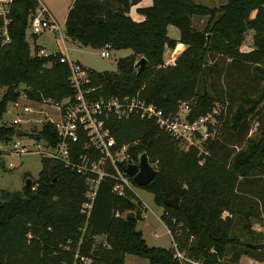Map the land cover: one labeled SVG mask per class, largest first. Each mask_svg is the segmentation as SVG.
Here are the masks:
<instances>
[{
    "label": "trees",
    "instance_id": "1",
    "mask_svg": "<svg viewBox=\"0 0 264 264\" xmlns=\"http://www.w3.org/2000/svg\"><path fill=\"white\" fill-rule=\"evenodd\" d=\"M141 1L74 0L65 35L83 47L109 44L114 51L132 52L117 61L115 72L89 70L94 99L137 97L166 115H175L184 102L189 121L211 116L208 138H198L202 154L194 147L184 150L153 120H109L117 145L128 146L134 165L142 154L150 164L156 162V176L141 189L163 209L160 220L174 247L147 246L137 222L124 218L141 209V202L131 191L122 197L112 193L108 178L101 181L86 221L80 213L85 177L40 159L33 186L2 192L0 264H73L77 251L89 264H125L126 256L148 264H239L242 257L264 262V250L248 248L264 242L251 231L252 222L264 224V0H226L218 9L193 0H151L149 7L137 9L143 20L135 22L129 12ZM36 7V0H14L8 42L0 33V120L21 94L38 103L74 95L59 53L31 55L26 30ZM195 17L208 18L203 29L192 27ZM169 26L178 30V40L168 37ZM248 32H253V47L242 52ZM179 44L185 49L173 65H165L166 49L174 51ZM141 59L146 66L138 73ZM14 130L1 125L0 142L9 141ZM54 137L52 126L44 124L37 139ZM3 166L0 158V170ZM175 198L177 209L165 206V200ZM237 220L245 239L233 234ZM96 237H104L106 244L96 243Z\"/></svg>",
    "mask_w": 264,
    "mask_h": 264
},
{
    "label": "built area",
    "instance_id": "2",
    "mask_svg": "<svg viewBox=\"0 0 264 264\" xmlns=\"http://www.w3.org/2000/svg\"><path fill=\"white\" fill-rule=\"evenodd\" d=\"M13 3L14 0H0V20H2L0 33L5 38L4 42H8L7 25L11 22L9 15ZM28 28L31 36L45 33L54 38L57 36L56 43L61 55L59 62L67 65L69 69L68 82L74 95L64 98L59 103L50 101L38 103L30 101L25 94H21L16 102L11 103L13 108L19 109L20 114L17 113L8 126L15 130L21 129L29 135L18 138L14 130L9 141L0 142V154L5 156L7 152L18 160L24 155L34 154L40 159L56 161L77 175L85 177V202L81 206L80 213L86 221L89 219L102 180L111 179L113 181L111 191L119 197L124 196L126 191L133 192L126 167L134 164L128 146L117 145L109 128L111 118L128 120L132 116H137L142 120H153L161 130L179 141L184 150L194 147L200 154L204 153L198 138L203 141L208 138L206 124L213 125L211 116L189 121V106L184 102L180 103L175 115H166L155 105L147 104L137 97L119 99L99 96L94 99L93 94L96 89L90 87L89 70L69 59L60 27L41 3H37V7L29 15ZM112 51H114L112 47L106 44L100 48L99 56L107 58ZM55 54L39 49L33 56L48 58ZM35 117L41 119L35 121ZM31 123H39V130L31 132L27 127L31 126ZM44 124H50L53 128L55 137L52 141L37 139ZM22 125H26V128L21 127ZM23 138L27 141L22 142ZM150 165L153 167L152 164ZM8 167L15 168L13 163H9ZM121 167L125 168L124 172ZM84 231L85 228L82 229V232ZM80 244L81 240L78 246ZM64 249L68 250L69 246H65ZM175 257L182 260V255L177 252ZM89 263V259L80 256L78 251L75 252L73 264Z\"/></svg>",
    "mask_w": 264,
    "mask_h": 264
},
{
    "label": "rangeland",
    "instance_id": "3",
    "mask_svg": "<svg viewBox=\"0 0 264 264\" xmlns=\"http://www.w3.org/2000/svg\"><path fill=\"white\" fill-rule=\"evenodd\" d=\"M37 3H41L50 13L52 18L59 25L62 35L64 37L65 46L67 50L68 57L71 61L77 62L88 70L95 71L97 73L102 72H115L116 64L119 59L128 57L132 54L130 50L122 51H112L110 56L107 58H101L99 56L100 49H93L91 47H83L80 44L71 41L65 35V16L67 14L68 7L71 5L73 0H36ZM195 4L204 6L208 9H218L226 3V0H193ZM151 5V0H142L136 6L131 7L129 16L135 22H140L143 20V17L137 13V9L146 8ZM208 18L207 17H195L193 18L192 27L194 29L201 30L206 25ZM168 37L171 39H178L179 32L174 27H168ZM253 32H248L245 41L242 44L241 51L249 52L253 47ZM57 36L55 38L45 33L40 36H31L30 29L27 25L26 30V41L29 44L31 49V54L33 55L39 49L46 50L48 53L57 54L60 52L59 47L56 43ZM36 45V46H35ZM38 46H42L38 47ZM36 48V49H35ZM185 49L182 45H177L174 51L166 49L163 60L165 65L172 58H176L183 50ZM139 62V61H138ZM174 62V61H173ZM137 64V63H136ZM4 89H0V99L3 95ZM21 96V95H20ZM23 104V103H22ZM20 106V105H19ZM17 108V107H15ZM13 108L11 103L7 106L6 112L0 120V126H8L11 120L15 115L19 113V109ZM47 109V108H46ZM25 118L24 116H22ZM39 117H35V121H38ZM21 127L26 128V125ZM31 132H36L39 130V123L32 124L27 126ZM255 127V126H254ZM253 127V131H254ZM22 142H26L25 138L21 139ZM8 146V145H7ZM1 162L3 163V169L0 170V202L3 201L2 192L6 193H20L24 188L26 180L31 181V186L37 180L38 174L41 170V160L37 155L28 154L21 157L18 160L15 157H11L10 153H5V156H0ZM13 163L15 168H9L8 164ZM154 170H156V162L152 163ZM133 192L136 196L137 202H141L142 207L138 209L141 214L143 221H136V230L142 233L143 239L145 240L147 246L154 248L170 249L174 247L172 243V238L167 231L166 227L160 220L163 209L156 206L153 201V195L137 186H133ZM252 233L262 235L264 238V224L254 223L251 224ZM247 232L243 226V223L239 220L236 221L235 228L233 231L234 236L245 239L247 238ZM96 243H105L104 237H96ZM125 264H148L144 259L126 256ZM239 264H264V262H256L248 257H242Z\"/></svg>",
    "mask_w": 264,
    "mask_h": 264
},
{
    "label": "water",
    "instance_id": "4",
    "mask_svg": "<svg viewBox=\"0 0 264 264\" xmlns=\"http://www.w3.org/2000/svg\"><path fill=\"white\" fill-rule=\"evenodd\" d=\"M97 21L98 23H101L102 19H98ZM136 66L139 68L138 73H140L145 68L146 61L144 59H141L136 64ZM28 135L29 134L27 132L22 131L21 129L15 130V136L18 138L25 137ZM126 174L128 175L129 178H131L135 186L139 188H144L154 179V177L156 176V171L153 169V167H151L148 156L146 154H142L138 159L137 165L126 167ZM31 184L32 183L30 180H26L24 186L31 187ZM179 202L180 200L178 198H175L171 200H165L164 204L169 208L177 209L179 207ZM124 218L125 220H131V221L132 220L143 221L142 214L138 209L128 212L124 216ZM248 248L253 251H263L264 242L257 245L249 244Z\"/></svg>",
    "mask_w": 264,
    "mask_h": 264
},
{
    "label": "crops",
    "instance_id": "5",
    "mask_svg": "<svg viewBox=\"0 0 264 264\" xmlns=\"http://www.w3.org/2000/svg\"><path fill=\"white\" fill-rule=\"evenodd\" d=\"M74 1V0H73ZM73 3V2H72ZM72 3H71V5H72ZM70 5V6H71ZM70 6L68 7V9L70 8ZM68 11V10H67ZM65 18H66V16H65ZM65 23V22H64ZM169 27H171V26H169ZM167 31H168V29H167ZM174 40H178V39H174ZM180 45V44H179ZM36 46V45H35ZM183 46V45H182ZM38 47H41V48H43L42 46H38ZM44 49V48H43ZM122 51V50H121ZM175 59L174 58H172V60L171 61H169L167 64H169V65H173L174 64V61Z\"/></svg>",
    "mask_w": 264,
    "mask_h": 264
}]
</instances>
